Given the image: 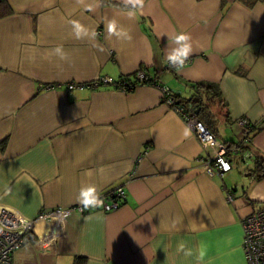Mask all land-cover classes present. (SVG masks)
Returning <instances> with one entry per match:
<instances>
[{"label":"crops","instance_id":"0c3cea01","mask_svg":"<svg viewBox=\"0 0 264 264\" xmlns=\"http://www.w3.org/2000/svg\"><path fill=\"white\" fill-rule=\"evenodd\" d=\"M6 3L0 206L32 218L79 205L89 184L100 194L126 191L112 211L73 210L51 246L31 239L13 261L73 264L82 255L85 264H246L241 220L264 207V177L253 173L264 159V0H144L142 9L124 0ZM113 23L118 34L108 31ZM180 32L190 34L193 52L175 69L166 57ZM138 68L157 84L130 91L114 84ZM198 82L215 84L221 100ZM160 85L202 98L198 118L218 140L250 145L253 158L231 160L222 176L206 173L205 150L162 100ZM240 119L256 126L248 137Z\"/></svg>","mask_w":264,"mask_h":264},{"label":"built area","instance_id":"2783aa9c","mask_svg":"<svg viewBox=\"0 0 264 264\" xmlns=\"http://www.w3.org/2000/svg\"><path fill=\"white\" fill-rule=\"evenodd\" d=\"M135 75L141 84L149 77L151 78L142 68H138ZM104 79L111 81L109 78ZM114 84L127 91L126 86L118 85L115 82ZM75 86L81 87L82 84H67L69 89ZM158 87L162 100L180 114L185 125L205 150L204 171L210 175L222 176L230 170L232 163L227 145L218 140L213 130L194 112L186 111L182 105L175 104V97L168 86L160 85ZM245 123V119L239 120L240 125L244 126ZM252 156L253 154L249 150L244 151L243 163L247 164V160ZM100 196L104 201V206L100 209L112 211L124 202L126 191L119 186L100 194ZM73 210H77L81 214L89 211V209L83 210L79 204L65 208L44 209L36 216L27 218L9 208L0 206V264H17L13 261V253L32 238L35 239L36 244L43 248L51 246L57 238L63 235L66 218ZM241 224L243 228L242 248L246 264H264V207H259L244 216Z\"/></svg>","mask_w":264,"mask_h":264},{"label":"trees","instance_id":"16d2710c","mask_svg":"<svg viewBox=\"0 0 264 264\" xmlns=\"http://www.w3.org/2000/svg\"><path fill=\"white\" fill-rule=\"evenodd\" d=\"M5 4H7L6 0H0V16L6 15L9 12V9L8 7L5 6ZM135 74H136V71L130 75H123L117 81H114V82L117 83L118 85L126 86L127 91L133 90L137 85L141 84L136 79ZM146 83L157 84L156 81L153 79V77L151 78L149 77V79L143 82V84H146ZM196 87L202 88L203 89L202 93L206 94L210 100H214V98L218 99L219 101L221 100L220 93L215 84L198 82L196 84ZM173 96L175 97V104L182 105L186 111L194 112L197 116H198L199 111L203 108V106H205L204 100L200 98L199 96L190 97V98H180V96L176 94H173ZM242 128L245 134L244 137H248L249 134L255 131L256 126L253 123L246 121L245 125L242 126ZM224 143L227 145L226 147L228 149V154L233 156L232 158H230V160H235L237 162L243 163V159H244L243 152L246 150H249L250 152H252L253 156L255 155L254 152L250 150L251 149L250 145L246 143L244 144L243 141H240L238 143H228V142H224ZM253 173H254L255 178L264 177V159L257 158L255 160V169L253 170ZM32 240L34 241L35 239L32 238ZM85 263H86L85 256H82V255L74 256L73 264H85Z\"/></svg>","mask_w":264,"mask_h":264},{"label":"clouds","instance_id":"9594fccd","mask_svg":"<svg viewBox=\"0 0 264 264\" xmlns=\"http://www.w3.org/2000/svg\"><path fill=\"white\" fill-rule=\"evenodd\" d=\"M125 5H131L133 9H142L144 7V0H124ZM135 13L129 11L128 15L131 17ZM74 23V27L77 30V36L80 35V25L76 22ZM108 31L110 34H118L116 33L115 24H110ZM173 43L176 45L174 48H171L167 53V61L168 63L175 69H182L185 62L188 60L189 56L193 52V47L191 44V36L186 32H180L174 37L171 38ZM57 54L61 53V50L57 48L55 50ZM63 58V56H61ZM227 167V166H225ZM7 194V192L5 193ZM77 202L82 206L83 210H88L90 208H102L104 206V201L100 196V193L97 187L93 184H89L85 187H82L79 190V194L77 197ZM179 251H184L185 255H191V250L185 251L184 245L181 244L179 246ZM202 255V254H201Z\"/></svg>","mask_w":264,"mask_h":264}]
</instances>
